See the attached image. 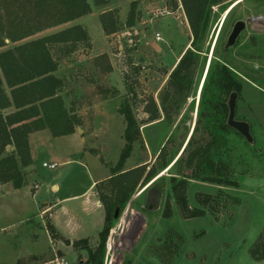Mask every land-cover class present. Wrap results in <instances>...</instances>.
<instances>
[{"label":"rangeland","instance_id":"obj_1","mask_svg":"<svg viewBox=\"0 0 264 264\" xmlns=\"http://www.w3.org/2000/svg\"><path fill=\"white\" fill-rule=\"evenodd\" d=\"M88 1V14L32 37L74 24L88 30L90 46L64 57L56 72L64 81L66 105L81 116L82 124L81 130L60 137H53L48 128L31 133L33 158L25 168L32 172L29 184L37 186V195L28 203L14 197L10 205L17 203L15 210L9 215L5 211V216L1 212L0 264H43L56 255H64L69 264H80L88 258V251L75 246L74 238H87L92 248L99 242L105 211L96 205L95 181L108 177L120 160L126 122L119 107L128 101L140 137L123 168L154 167L155 175L118 210L103 264H264V257L251 256L255 243L264 242V23L254 22L264 17V0H227L213 7L200 44L202 64L194 87L170 118L165 117L160 98L183 54L178 56L193 39L180 0ZM134 1L135 24L128 27L127 14ZM113 9L119 13V30L106 34L99 17ZM239 20L246 22V28L226 49ZM157 33L162 40L156 39ZM6 42L0 51L13 46ZM224 61L242 84L236 119L250 123L252 144L235 130L220 127L229 112L223 116L215 111L203 93L208 70L214 62ZM127 84L132 86L130 93ZM152 99L160 115L149 121L146 107ZM192 136L201 142L215 138L211 161L214 166L226 164L227 173L206 161H189ZM44 162L56 167H44ZM210 173L237 185L204 179ZM52 183L59 185L56 191ZM205 196L207 202L198 200ZM43 197L50 203L40 202ZM55 211L70 244L59 239L52 224ZM46 229L50 236L54 231L52 241Z\"/></svg>","mask_w":264,"mask_h":264},{"label":"trees","instance_id":"obj_2","mask_svg":"<svg viewBox=\"0 0 264 264\" xmlns=\"http://www.w3.org/2000/svg\"><path fill=\"white\" fill-rule=\"evenodd\" d=\"M93 1L95 4H106L110 0ZM226 1L180 0L193 39L191 47L185 50L170 73L165 92L161 95V107L166 118L171 117V111L179 107V103L189 96L194 87L197 71L202 64L200 44L211 23L213 7ZM136 9L137 2L134 1L127 14L128 27L135 24ZM90 11L88 0H0V48L7 45V40L13 44L0 51V185L10 182L15 188H21L26 184L24 168L32 162L29 143L31 133L48 128L53 137H60L74 133L82 124L81 116L75 113L72 106L66 105L63 96L64 81L56 72L64 57L76 53L82 46H90L88 30L81 24H74L41 37H32ZM99 19L106 34L119 30L117 9L103 12ZM214 63L207 72L203 93L208 95L211 107L226 116L229 112L226 96L232 90L240 92L242 84L225 61ZM105 68L107 71L112 70L110 64ZM127 87L130 93L132 86L127 84ZM128 103L119 107L126 122L123 134L125 145L120 160L111 168L108 177L96 183L99 200L105 211L99 242L94 248L87 238L74 242L75 246L88 251V258L80 261V264H103L116 211L123 210L136 188L155 175L154 167L149 170L141 165L123 168L134 143L140 137V125ZM146 108L149 121L158 119L159 107L154 99ZM202 114L209 116L208 112ZM220 127L234 130L227 122H223ZM214 141L215 138L201 142L192 136L188 143V159L201 163L206 161L207 165L227 173L226 164L218 162L214 166L211 161L209 151ZM165 165L163 163L162 166ZM223 178L224 176L211 173L204 176L210 182L237 185L235 181ZM208 198L209 196H205L198 200L205 203ZM53 232L51 236L54 235ZM251 256L257 259L264 257V242L255 243Z\"/></svg>","mask_w":264,"mask_h":264},{"label":"crops","instance_id":"obj_3","mask_svg":"<svg viewBox=\"0 0 264 264\" xmlns=\"http://www.w3.org/2000/svg\"><path fill=\"white\" fill-rule=\"evenodd\" d=\"M188 45L189 44H187V47H188ZM184 50H186V49H184ZM183 52L184 51L181 52V54L178 56V58L183 54ZM77 130H78V127H77ZM74 133H72V134H74ZM29 138H30V136H29ZM31 155H32V150H31ZM32 158H33V156H32ZM25 171L28 172V174L26 175V184L23 187L15 188L12 185V183H10V182H7V183L0 185V214L3 211L2 215L5 216V214H6L5 211H7L8 214H6V215H9V213H12L15 210L12 207H15V205L17 203H13L12 206L10 205V203H11V201H13L14 197L17 200L25 201L26 203H28V201H33L34 197L37 195V192L34 191V188H37V187H33V185L29 184L30 176L32 175V172H31V170H28L27 168H25ZM99 181H95V182L97 183ZM96 183H95V188H96ZM50 187L52 190L56 191L59 188V185L57 183H52L50 185ZM40 202L48 203V204L50 203L48 201V199H46L44 197L42 199H40ZM96 205H101V207H102V204H98V200L96 202ZM52 224L56 228L58 234H60L59 239H61V237H62V239H67V238H65L66 237L65 231L62 228L63 224H62L61 218L59 217L57 211H55L54 220H53ZM46 232H47L49 238H51L50 233L47 229H46ZM74 239L78 240L76 238H74ZM51 241H52V238H51Z\"/></svg>","mask_w":264,"mask_h":264},{"label":"water","instance_id":"obj_4","mask_svg":"<svg viewBox=\"0 0 264 264\" xmlns=\"http://www.w3.org/2000/svg\"><path fill=\"white\" fill-rule=\"evenodd\" d=\"M257 18L264 19V17H260V16ZM245 28H246L245 21L239 20L234 24L233 29L225 45L226 49L233 46L236 43L239 35ZM99 91H102L101 86H99ZM238 96H239V93L237 91H233L229 95V98L227 101V105L229 108V113L227 117V125L233 128L234 130H236L239 134H241L247 140L248 143L252 144L254 142V138L251 133L250 123L245 120L236 119V105H237ZM78 130H81V128L78 127ZM8 148H10V146H8ZM98 204H101V202L98 201ZM147 208L151 209V206L149 205ZM117 213H118V210L116 211V216H117ZM64 242L66 244H70L69 239H64Z\"/></svg>","mask_w":264,"mask_h":264},{"label":"built area","instance_id":"obj_5","mask_svg":"<svg viewBox=\"0 0 264 264\" xmlns=\"http://www.w3.org/2000/svg\"><path fill=\"white\" fill-rule=\"evenodd\" d=\"M156 39L157 40H162V37H161V35L159 33L156 34ZM43 166L47 167V168H50V169H54L56 167V164L55 163L44 162ZM43 264H69V261L67 260V258L64 255H56L55 258H53L49 262H45Z\"/></svg>","mask_w":264,"mask_h":264},{"label":"bare ground","instance_id":"obj_6","mask_svg":"<svg viewBox=\"0 0 264 264\" xmlns=\"http://www.w3.org/2000/svg\"><path fill=\"white\" fill-rule=\"evenodd\" d=\"M254 22H257V23H264V19L263 18H255L254 19Z\"/></svg>","mask_w":264,"mask_h":264}]
</instances>
